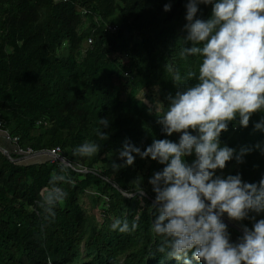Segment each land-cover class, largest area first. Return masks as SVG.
<instances>
[{"label": "trees", "instance_id": "trees-1", "mask_svg": "<svg viewBox=\"0 0 264 264\" xmlns=\"http://www.w3.org/2000/svg\"><path fill=\"white\" fill-rule=\"evenodd\" d=\"M187 0H0V119L21 148L34 152L59 147L75 169L66 168L72 184H62L66 197L56 206L55 219H44L38 206L41 189L61 165L39 154L16 162L0 150V264H183L156 253L158 237L150 230L154 201L149 178L163 165L136 157L132 166L121 164L118 153L127 139L141 150L152 140L176 141L165 136L157 122L155 105H166L179 84L174 74L196 71L198 57L181 58ZM171 8L165 12L163 5ZM79 7L88 10L83 14ZM211 5H199L197 18L207 19ZM93 15L101 20L95 23ZM103 22L117 24L114 32ZM92 39L84 48L87 38ZM191 46L190 42L185 47ZM83 49H85L83 51ZM151 109V110H150ZM264 113L254 112L246 127L238 118L220 135L221 145L252 151L230 174L258 183L264 175V154L254 146L264 132L254 129ZM107 118L109 127L98 125ZM103 134L98 135L97 129ZM93 140L101 145L92 157L73 155V148ZM135 155V154H134ZM187 159H191L190 157ZM78 167H84L85 172ZM142 177V202L123 198ZM137 196L139 193H135ZM92 209L98 211L96 220ZM127 213L137 229L110 230L113 218ZM255 216L258 220L264 213ZM225 220L251 228L253 220ZM226 223V222H225ZM230 240L242 235L227 224ZM189 259L191 254L189 253ZM193 264H198L193 260Z\"/></svg>", "mask_w": 264, "mask_h": 264}, {"label": "clouds", "instance_id": "clouds-1", "mask_svg": "<svg viewBox=\"0 0 264 264\" xmlns=\"http://www.w3.org/2000/svg\"><path fill=\"white\" fill-rule=\"evenodd\" d=\"M201 4L211 5L207 19L197 18ZM184 6L187 34L179 56L198 57V69L188 70L183 77L174 74V82H194L178 83L166 105H155L165 136L179 133V137L176 141L154 138L143 150L126 139L118 153L122 163L113 162L111 167L118 171L132 166L137 156L163 165L148 181L155 217L150 230L159 238L150 256L160 253L167 259H183V264H193V260L198 264H264V217L256 220L250 215L264 213V175L258 183H249L240 173L216 172L230 160L242 162L252 151L221 145V132L229 122L238 118L239 125L246 127L254 112L264 113V0H187ZM170 8L169 3L163 5L165 12ZM189 42L191 46L185 47ZM97 123L103 129L109 127L107 118H98ZM254 129L264 132V116ZM97 133L103 135L99 128ZM254 147L264 154V142ZM100 148L97 142L86 140L73 148V155L92 157ZM141 180L138 176L133 181L138 187L131 191L120 190L123 198L142 202ZM72 183L64 166L50 176L37 201L44 219H55V208L67 195L62 184ZM225 214L229 220L254 223L251 228L243 226L242 235L233 242L222 219ZM137 226L135 219L130 224L123 213L112 219L109 228L131 233Z\"/></svg>", "mask_w": 264, "mask_h": 264}, {"label": "built area", "instance_id": "built-area-1", "mask_svg": "<svg viewBox=\"0 0 264 264\" xmlns=\"http://www.w3.org/2000/svg\"><path fill=\"white\" fill-rule=\"evenodd\" d=\"M56 2H66L68 0H54ZM79 11L83 14L88 13V10H86L85 8H78ZM93 20L95 23H98V21L101 20V17L98 15H93ZM103 26H104V30L109 31V32H114L117 29V24L115 23H107V22H103ZM92 43V39L89 37L85 40L84 43V48H87L90 46V44ZM85 49H83L84 51ZM0 135L1 137L6 140L9 144L12 145L11 149H10V153H13L16 157L14 158V160L16 162H27L28 160H30L31 158L35 157L36 155L39 154H46L48 157H50L51 161L56 162L58 165L70 168V169H75V167H73L72 165H70L69 163L65 162L63 157H62V151L59 147H54L51 148L47 151H42V152H34L32 151L31 148L26 147V148H21L18 145V140L19 137L16 135H10L8 133V131L6 129L3 128V124L2 121L0 119ZM1 152L4 153L5 155H7L9 157L10 160H13V158H11L9 156V151L4 149V148H0ZM77 169H79V171L81 172H85L86 169L84 167H78Z\"/></svg>", "mask_w": 264, "mask_h": 264}, {"label": "rangeland", "instance_id": "rangeland-1", "mask_svg": "<svg viewBox=\"0 0 264 264\" xmlns=\"http://www.w3.org/2000/svg\"><path fill=\"white\" fill-rule=\"evenodd\" d=\"M0 140H1V142H5V140H4L1 136H0ZM235 168H236V166L231 165V166L227 167L226 171H225V172H222L221 175H224V176L229 175L230 172H231L232 170H234ZM91 213H92L93 215L95 214V218H96V220H99V219H98V218H99V216H98V211H97L96 209H92V210H91Z\"/></svg>", "mask_w": 264, "mask_h": 264}, {"label": "crops", "instance_id": "crops-1", "mask_svg": "<svg viewBox=\"0 0 264 264\" xmlns=\"http://www.w3.org/2000/svg\"><path fill=\"white\" fill-rule=\"evenodd\" d=\"M11 147H12V145L9 144L6 140H5V142H1V140H0V148H4V149L10 151Z\"/></svg>", "mask_w": 264, "mask_h": 264}, {"label": "water", "instance_id": "water-1", "mask_svg": "<svg viewBox=\"0 0 264 264\" xmlns=\"http://www.w3.org/2000/svg\"><path fill=\"white\" fill-rule=\"evenodd\" d=\"M223 221L226 222L227 224H229L230 226H234L239 232H242L241 228L240 227H237L235 226L232 222L228 221V220H225L223 217H222Z\"/></svg>", "mask_w": 264, "mask_h": 264}]
</instances>
